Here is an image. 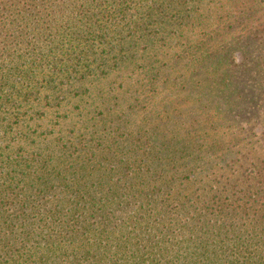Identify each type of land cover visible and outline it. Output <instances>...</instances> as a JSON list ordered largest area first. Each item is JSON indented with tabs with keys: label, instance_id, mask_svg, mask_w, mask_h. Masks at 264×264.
Listing matches in <instances>:
<instances>
[{
	"label": "trees",
	"instance_id": "trees-1",
	"mask_svg": "<svg viewBox=\"0 0 264 264\" xmlns=\"http://www.w3.org/2000/svg\"><path fill=\"white\" fill-rule=\"evenodd\" d=\"M0 264H264V0H0Z\"/></svg>",
	"mask_w": 264,
	"mask_h": 264
},
{
	"label": "rangeland",
	"instance_id": "rangeland-1",
	"mask_svg": "<svg viewBox=\"0 0 264 264\" xmlns=\"http://www.w3.org/2000/svg\"><path fill=\"white\" fill-rule=\"evenodd\" d=\"M111 77V76H110ZM98 80V79H97ZM94 85H96L97 87H101L102 85H103V83H97V81L95 80L94 81ZM64 100H62V101H59V102H61V103H63V105L65 104V103H67L66 105H64L62 108H61V111L59 112V115H64L65 113H68L69 111H70V109L72 110V107H73V104H74V102L77 100V99H73V98H71V97H66L65 96V93H64ZM30 102V104H32V103H34L32 106H34V107H37V106H35L38 102H35L33 99H30L29 100ZM91 103V101H90V99L89 98H86V97H82V100H81V102L80 103H78L79 104V107L81 106V105H84V106H86V105H89ZM29 104V105H30ZM52 104H54V103H52ZM28 105V106H29ZM55 105V104H54ZM27 106V107H28ZM95 106H96V104H95ZM95 106H92L93 108L95 107ZM56 109V108H55ZM55 109H53L52 110V108H50V109H48L47 111L49 112V113H54L53 111H56ZM30 115V114H29ZM53 115V114H52ZM33 117H35V115L33 116ZM72 117H75V114L72 116ZM10 120H11V122H15V127L13 128V132H12V134H10V135H8L6 138L8 139V137H10L9 139H8V142H10V144H11V146H13V147H19V146H15L17 143H19V121L18 120H14L12 117L11 118H9ZM38 118H36L35 119V121L33 122V121H27L26 122V124L25 125H27V124H29V125H31L32 127H34V125L36 124V123H38L39 124V128H40V131H44V132H47V131H49L48 129H51L50 128V124H49V120L51 119V117H50V119H48V121L47 120H41V121H38L37 120ZM62 121V120H61ZM66 123V121L65 122H63L62 124H65ZM21 124V123H20ZM66 126H68V127H70V125H66ZM69 128H66V127H64V133L68 130Z\"/></svg>",
	"mask_w": 264,
	"mask_h": 264
}]
</instances>
